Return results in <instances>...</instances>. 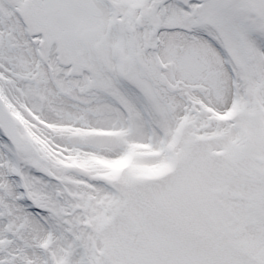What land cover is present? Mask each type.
<instances>
[{
  "label": "snow or ice",
  "instance_id": "1",
  "mask_svg": "<svg viewBox=\"0 0 264 264\" xmlns=\"http://www.w3.org/2000/svg\"><path fill=\"white\" fill-rule=\"evenodd\" d=\"M0 264H264V0H0Z\"/></svg>",
  "mask_w": 264,
  "mask_h": 264
}]
</instances>
